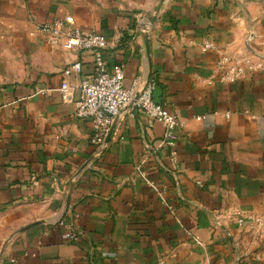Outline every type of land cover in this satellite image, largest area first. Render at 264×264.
I'll return each instance as SVG.
<instances>
[{
	"label": "crops",
	"instance_id": "1",
	"mask_svg": "<svg viewBox=\"0 0 264 264\" xmlns=\"http://www.w3.org/2000/svg\"><path fill=\"white\" fill-rule=\"evenodd\" d=\"M66 15L107 38L125 87L156 82L184 123L174 156L144 114L92 143L59 89L93 58L37 29ZM219 54L259 68L225 83ZM160 260L264 264V0H0V264Z\"/></svg>",
	"mask_w": 264,
	"mask_h": 264
},
{
	"label": "built area",
	"instance_id": "2",
	"mask_svg": "<svg viewBox=\"0 0 264 264\" xmlns=\"http://www.w3.org/2000/svg\"><path fill=\"white\" fill-rule=\"evenodd\" d=\"M37 29L45 36L49 45L60 46L71 53L90 54L93 58L94 69L89 76H84L75 84L65 80L59 89L62 102L74 107L75 117L91 121L93 144L104 148L110 127L122 116L135 118L138 114H144L164 125L166 129L164 144L169 146L172 155H175L173 149L176 145V130L184 123L154 101L153 93L156 89L154 80L143 86L135 81L130 88L125 87V67L123 65L108 67L105 58L109 46L107 38L96 31L82 30L71 15L43 22L37 25ZM202 47L204 51L215 49L214 44L209 41H205ZM257 68L259 67L252 62L243 64L221 54L216 63L217 73L225 83L244 78ZM82 72L83 63L78 60L70 64L63 74L70 77L73 74L79 76ZM243 222L244 219H240L239 223ZM258 222L262 224L259 220ZM154 264L167 262L160 260Z\"/></svg>",
	"mask_w": 264,
	"mask_h": 264
},
{
	"label": "water",
	"instance_id": "3",
	"mask_svg": "<svg viewBox=\"0 0 264 264\" xmlns=\"http://www.w3.org/2000/svg\"><path fill=\"white\" fill-rule=\"evenodd\" d=\"M116 126H117V122H115V123L112 125V127H111V129H110V131H109V133H108L107 139H106V144H108V143L111 141V138H112V136H113V133H114V131H115Z\"/></svg>",
	"mask_w": 264,
	"mask_h": 264
},
{
	"label": "rangeland",
	"instance_id": "4",
	"mask_svg": "<svg viewBox=\"0 0 264 264\" xmlns=\"http://www.w3.org/2000/svg\"><path fill=\"white\" fill-rule=\"evenodd\" d=\"M254 231H255V233H257V232H259L260 230H259V231H257V230H254ZM260 233H261V232H260Z\"/></svg>",
	"mask_w": 264,
	"mask_h": 264
}]
</instances>
